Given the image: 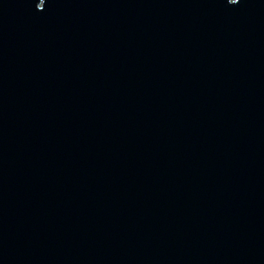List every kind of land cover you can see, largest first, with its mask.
<instances>
[{"label": "water", "instance_id": "1", "mask_svg": "<svg viewBox=\"0 0 264 264\" xmlns=\"http://www.w3.org/2000/svg\"><path fill=\"white\" fill-rule=\"evenodd\" d=\"M0 264H264V0H0Z\"/></svg>", "mask_w": 264, "mask_h": 264}]
</instances>
